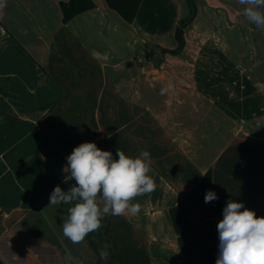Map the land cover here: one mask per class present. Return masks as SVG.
<instances>
[{
    "label": "crops",
    "instance_id": "0c3cea01",
    "mask_svg": "<svg viewBox=\"0 0 264 264\" xmlns=\"http://www.w3.org/2000/svg\"><path fill=\"white\" fill-rule=\"evenodd\" d=\"M61 1L67 0H6L0 9V263L189 264L170 208L209 169L224 206L233 200L264 217V78L251 77L244 56L230 60L224 34L239 37L241 28L255 26L245 18V7L208 10L206 50L222 47L227 60L217 61L225 63V73L204 75L205 63L194 58L204 49L194 28L200 10L185 29L192 36L183 50L166 56L161 48H175L176 39L168 47L150 35L165 28L160 8L176 0H143L133 22L105 0H94L93 9L66 23ZM180 15L172 20L174 37ZM142 43L146 56H131L128 50ZM256 51L263 63V39L249 47L254 60ZM206 64L215 67L211 60ZM151 72L184 83L172 86L175 104L186 110L172 113L176 122L160 120L164 109L149 106L150 97L161 94L144 89ZM248 80L254 81L252 90ZM84 142L110 151L114 159L118 148L131 157L149 151L148 175L156 188L130 202L140 205L138 213L106 215L98 232L73 244L62 223L74 205H49V197L57 185L67 191L75 184L64 182L63 169L66 157ZM222 219H212L216 230ZM104 243L110 245L107 260L99 255Z\"/></svg>",
    "mask_w": 264,
    "mask_h": 264
},
{
    "label": "clouds",
    "instance_id": "9594fccd",
    "mask_svg": "<svg viewBox=\"0 0 264 264\" xmlns=\"http://www.w3.org/2000/svg\"><path fill=\"white\" fill-rule=\"evenodd\" d=\"M239 2L247 5L243 11L247 21L264 28V0ZM5 6L6 0H0V9ZM165 91L162 88L161 95ZM116 155L118 159L94 142H84L66 157L64 182L74 180L75 184L67 191L57 185L50 194L49 205H74L68 208L62 223L64 237L73 244L81 243L89 233L98 232L106 215L119 216L126 210L138 213L140 205L130 202L156 188L153 178L148 175L151 171L149 151L131 157L118 148ZM217 199L214 191H206L205 203ZM222 215L223 219L217 224L219 251L216 264H264V217H257L253 210L233 200L227 202ZM109 247L104 243L99 249L101 260H107Z\"/></svg>",
    "mask_w": 264,
    "mask_h": 264
},
{
    "label": "trees",
    "instance_id": "16d2710c",
    "mask_svg": "<svg viewBox=\"0 0 264 264\" xmlns=\"http://www.w3.org/2000/svg\"><path fill=\"white\" fill-rule=\"evenodd\" d=\"M105 1L128 22L135 20L143 2V0ZM186 2L188 12L180 18L175 27L177 46L172 49L162 47L163 53L178 54L185 47V29L193 22L198 13V0H186ZM95 6L94 0L61 1L62 20L66 23L76 15L93 9ZM150 53H153V49H150ZM207 190H212L217 194L210 169L177 205L170 208L171 219L178 234L179 247L183 253L189 256V264H216L219 234L213 226L212 219L222 216L225 206L218 194L217 200L205 203L204 197Z\"/></svg>",
    "mask_w": 264,
    "mask_h": 264
},
{
    "label": "rangeland",
    "instance_id": "374dc122",
    "mask_svg": "<svg viewBox=\"0 0 264 264\" xmlns=\"http://www.w3.org/2000/svg\"><path fill=\"white\" fill-rule=\"evenodd\" d=\"M201 1L203 0H198V10H200L201 14L200 17L198 18V20L196 21V23L194 24V28H198L199 31L201 32L202 36H197L196 39L198 42H201L202 45H204V49L201 51V54L199 56L195 55L194 58L195 60H197V63L199 65H205L203 67V71L200 69L199 67V71H202V73L204 75H208V74H215V75H220L225 73V63L221 62L222 64H219V60H227V54L224 50H221L222 47H220L219 49H215V50H206V48L208 47L209 44V39L208 36L206 35V31L205 28L207 27L208 24H212L211 23V17H209V12L208 10H210V8H212L213 10H217V9H222L224 11H227L230 8L234 9V5L235 6H239V7H247V5H242L239 0H227L225 1L224 6L220 5L221 0H206V2H210L212 3L214 6L213 7H207L208 4H206L205 1H203L204 3H202ZM219 4V5H218ZM172 7L168 8L167 4H163V7L160 8V18L162 20L163 17H165L164 19V29L159 32L158 31L156 33L151 32V39L152 40H156L158 42H160L161 44H163V46H173L175 43V37H174V29L172 27V20L174 15L176 14H181L182 16L185 14L186 11H188V6H187V2L186 0H176L174 5L173 3L171 4ZM221 6V7H220ZM226 14V12H225ZM180 15V16H181ZM221 15V14H220ZM219 15V16H220ZM160 20V21H161ZM216 20V19H215ZM220 20V19H219ZM218 21V20H217ZM255 25V24H254ZM214 27L216 26V21H214ZM250 25H247V28H241V32H239V37H235L234 35H230L227 33H224L228 36L229 42H230V47L231 49L228 51V54L230 55V60L232 62H236L238 61V59L240 60V58H242L244 56L245 60H246V66L248 68V72L249 74H251V77L254 80H258L259 77H263L264 78V73L263 70L264 68V60L263 63L260 62L259 60H257L259 57L260 58V51H256V60H254L255 56L250 54L249 52V47H253L254 45L258 44L259 42H261V39L264 40V35H262V32L264 31V28H258L256 25L253 27V29H251ZM254 30V31H253ZM260 31V32H259ZM185 39L189 40L190 37L192 36V33L190 31V28H188L185 31ZM220 36H223L220 34ZM204 37V38H203ZM215 39V38H213ZM215 41L217 42V39H215ZM187 42V41H186ZM239 47V48H238ZM149 51L148 47L146 45V43H142V44H135L132 46V48L130 50H128V52H130L131 56L134 57H140V58H144L146 56V52ZM155 55L153 53V56L160 58L161 60H165L167 53H165V55H160L158 54V49H155ZM161 52V51H160ZM190 52L192 53H197V51L191 50ZM160 56V57H159ZM190 60L191 58L189 57V55L187 56ZM240 57V58H238ZM183 58H186V56H183ZM195 60L193 61V63H195ZM213 61L215 67H208L206 64V61ZM231 65V64H229ZM260 69H262V72H260ZM254 83V81H247V90L250 89L252 90V84ZM131 84V83H128ZM178 85H184V83H180L177 81H166L165 79H162V77L160 76V73H152L151 72V80L150 83L148 85V87H144V89H156V91L160 92L159 90H161L162 88L166 89L165 93L163 95L155 93L154 96L155 97H150L149 100V106L151 107H158V109L156 111H160L159 109L163 108V114L166 113V115H161L160 120H165L168 119V122H176L178 120V118L175 120L172 116L173 112H180V111H186L184 108H180L178 105L175 104V96H174V90L172 86H176L175 89H177ZM233 85V83L231 82V86ZM251 85V87H250ZM159 89V90H158ZM169 89H172L171 92H168ZM151 91V90H150ZM190 96V95H189ZM168 113V115H167ZM150 115L152 116L153 113L152 111L150 112ZM184 115V114H181ZM154 116V115H153ZM156 118V122H160L159 117H155ZM152 122V119L151 121ZM161 123V122H160Z\"/></svg>",
    "mask_w": 264,
    "mask_h": 264
},
{
    "label": "built area",
    "instance_id": "2783aa9c",
    "mask_svg": "<svg viewBox=\"0 0 264 264\" xmlns=\"http://www.w3.org/2000/svg\"><path fill=\"white\" fill-rule=\"evenodd\" d=\"M0 212H1V210H0Z\"/></svg>",
    "mask_w": 264,
    "mask_h": 264
}]
</instances>
